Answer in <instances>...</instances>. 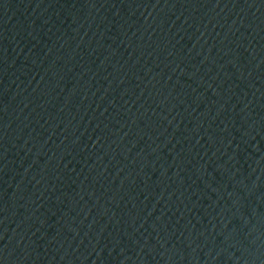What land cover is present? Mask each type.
Returning a JSON list of instances; mask_svg holds the SVG:
<instances>
[{"label": "water", "instance_id": "1", "mask_svg": "<svg viewBox=\"0 0 264 264\" xmlns=\"http://www.w3.org/2000/svg\"><path fill=\"white\" fill-rule=\"evenodd\" d=\"M0 264H264V0H0Z\"/></svg>", "mask_w": 264, "mask_h": 264}]
</instances>
